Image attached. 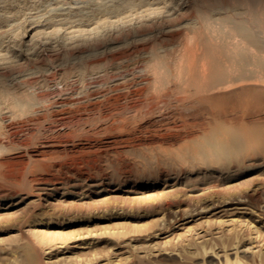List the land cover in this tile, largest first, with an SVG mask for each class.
<instances>
[{
    "label": "rangeland",
    "instance_id": "374dc122",
    "mask_svg": "<svg viewBox=\"0 0 264 264\" xmlns=\"http://www.w3.org/2000/svg\"><path fill=\"white\" fill-rule=\"evenodd\" d=\"M232 1L0 0V264H264V0Z\"/></svg>",
    "mask_w": 264,
    "mask_h": 264
},
{
    "label": "bare ground",
    "instance_id": "6f19581e",
    "mask_svg": "<svg viewBox=\"0 0 264 264\" xmlns=\"http://www.w3.org/2000/svg\"><path fill=\"white\" fill-rule=\"evenodd\" d=\"M235 1L237 2V0H235ZM235 1L233 0L232 3H234ZM216 2H217V1H216ZM226 2H227V1H226ZM259 2H260V1H259ZM217 3H218V2H217ZM229 3H230V2H229ZM213 4H214V3H213ZM234 4H236V3H234ZM237 4H238V3H237ZM215 5H216V4H215ZM226 5H227V4H226ZM226 5L224 4V8H225ZM228 5H229L230 8H232L230 4H228ZM228 5H227V6H228ZM242 5H244V4H242ZM204 7H205V6H204ZM210 7H211V5H210ZM222 7H223V6H222ZM229 7H227L226 9L229 10V9H230ZM233 7H235V6H233ZM238 7H239V6H238ZM211 8H212V7H211ZM211 8H210V9H211ZM213 8H214V7H213ZM213 8H212V9H213ZM215 8H216V7H215ZM217 8H218V7H217ZM217 8L214 9V12H218ZM236 8H237V7H236ZM200 9H201V8H200ZM200 9H199V7H198L197 12L200 11V12L202 13V18H203V20H206V21H209V22H210V19H211V18H209V15H208V14H209V13L211 14V12H212L213 10H212L211 12H210V11H207V13H203ZM219 9H220V8H219ZM206 10H207V9H206ZM215 10H217V11H215ZM222 10H223V9H222ZM222 10L220 9V12H222ZM224 10H225V9H224ZM228 10H227V11H228ZM233 10H236V9L233 8ZM233 10H232V11H233ZM237 10H239V9H237ZM242 10H243V9H242ZM227 11H226V12H227ZM200 12H198L199 14L197 13V15H201ZM212 13H213V12H212ZM223 14H224V12H223ZM216 15H217V14H216ZM211 16H213V15H211ZM199 17H200V16H199ZM199 17H198V18H199ZM228 17H229V16H228ZM236 19H237V18H236ZM194 20H195V19H194ZM200 20H201V21H200ZM203 20H202L201 17H200V18L197 19L195 22H196V24L198 25L197 22L199 21L200 23H202ZM238 20H239V19H238ZM248 20H249V19H248ZM261 20H262V19H261ZM206 21H204L205 23L203 22V24H206ZM209 22H208V23H209ZM190 23H191V22H190ZM190 23H188V24H190ZM208 23L205 25V28L207 27L206 29H208V26H210V23H209V24H208ZM262 23H263V22H262ZM262 23H261V24H262ZM193 24L195 25L194 22L192 23V25H193ZM241 24H242V23H241ZM190 25H191V24H190ZM197 25H195V26H197ZM201 25H202V24H201ZM203 27H204V26H203ZM203 27H202V28H203ZM235 27H236V26H235ZM240 27L243 28L244 26H240ZM202 28H201V29H202ZM205 28H204V29H205ZM260 28H261V25H260ZM206 29H205V31H207ZM209 29H210V28H209ZM194 31H195V30H194ZM197 31H198V29H197ZM200 31H201V30H200ZM194 33H195V32H194ZM194 33H193V34H194ZM198 33H200V32H197L196 34H198ZM201 33L203 34V32H201ZM186 34H187V32H186ZM205 34H206V33H205ZM178 35H179V34H178ZM178 35H177V36H178ZM229 35H230V34H229ZM188 36H189V35H188ZM198 36L200 37L199 39H202V38H201L202 35H201V36L198 35ZM198 36H197V37H198ZM230 36H231V35H230ZM233 36H234V35H233ZM257 36H258V35H257ZM257 36H256V37H257ZM247 37H249V38H247ZM247 37H246L245 39H247L248 41L251 42V41H252V40H250L251 35H249V36H247ZM183 38H184V37H183ZM183 38H182V39H183ZM188 38H190V36H189ZM192 38H193V37H192ZM192 38H190L191 43L193 42V41L191 40ZM195 38H196V37H194V39H195ZM236 38H237V37L235 36L234 39L236 40ZM182 39H180V40H182ZM203 39H204V38H203ZM238 39H239V38H238ZM185 40H186V38H184V40H182V41L184 42ZM232 40H233V39H232ZM235 40H233V41H235ZM256 40H258V39L256 38ZM177 41H179V40H177ZM194 41H197V40H194ZM259 41H260V40H259ZM262 41H263V40H262ZM262 41H261V43H262ZM179 42H180V45H181L182 47H185V49H184V48H183V49H182V48H179V49H181V51H180V53L176 52V53H175L176 56H177V55H178V56H179V55L181 56L182 54H183V56H185L184 53H186V54H187V57H190L189 54L191 55V53L193 54V53L195 52V51H193V50L195 49V48H193V46H192V47H191V46L188 47V45H186V44L189 43V40H188V41H187V40L185 41V42H187V43H185L186 46H185L184 44H183V45H184V46H183V45L181 44V41H179ZM183 42H182V43H183ZM200 42H201V41H199V43H198V41H197V42H194V43H197V45H198V44H200ZM235 42H236V41H235ZM174 43H175V42H174ZM191 43H189V45H192ZM203 43H204V42H203ZM154 44H155V43H154ZM263 44H264V42H263ZM180 45H179V43H178V47H181ZM170 46H171V45H170ZM152 47H153V46H152ZM156 47H157V48H156ZM162 47H163V46H162ZM167 47H168V46H167ZM195 47H196V46H195ZM197 47H198V48H197L198 50H197V49H196V50H197V52H199L201 48H199V46H197ZM207 47H209V45H207ZM228 47H229V46H228ZM155 48L159 50L158 46H156V45H155ZM155 48L153 47V49H154L153 51H151L152 49H150V53H151V52H152V53L150 54L151 56H149V57H152V58H150V59H152V64H151L149 67H153V69H152V70L150 69V70H151V71H155L154 73H155V76H156V73H160V74L163 73L165 62H166L165 65L169 68V65H168L167 62H169L170 60H168V58L166 57V58H167L166 60H168V61H165V60H164V56H165L167 53H166V54H165V53H162V54H165V55H163V56L161 55V56L163 57V58H162V57L160 56V54H159L157 51H155ZM176 48H177V47H176ZM192 48H193V49H192ZM146 49H147V48H146ZM160 49H161V48H160ZM169 49H170V48H169ZM171 49H172V48H171ZM179 49L177 48L178 51H179ZM161 50H162V49H161ZM182 50L184 51V53H182ZM166 51H167V50H166ZM169 51H170V50H169ZM212 51H214V50H212ZM212 51H211V52H212ZM224 51H225V50H224ZM235 51H236V50H235ZM146 52H147V50H146ZM161 52H162V51H161ZM203 52H204V51H203ZM219 52H220V51H219ZM172 53H174V52H172ZM172 53H171V54H172ZM181 53H182V54H181ZM188 53H189V54H188ZM171 54H169V55H171ZM152 55H153V56H152ZM167 55H168V54H167ZM167 55H166V56H167ZM169 55H168V56H169ZM218 55H219V54H218ZM171 56H173V55H171ZM171 56H169L170 59H171ZM194 56H195V55H194ZM194 56L192 55V57H190L189 60H188V59H187V60L190 61V59L194 58ZM203 57H204V56H203ZM205 57H207V56H205ZM147 58H148V57H147ZM172 58L174 59V56H173ZM183 58H184V57H183ZM183 58H181V57L178 58V57H177L178 61H177L176 59H174L175 64H174V62H173V65L175 66V65L177 64V67H178V68L173 67V66L171 65L172 63L170 64V62H169V64L173 67V69H174V68L178 69V71H177L176 69L173 70L172 68H171V69L169 68V69L171 70V72H172V71L174 72V71L176 70V71L179 73L178 75H176V74H175L176 71H175V73L172 75L173 77H174V75H176V76L174 77L175 80H177V78H179L178 80H180V77L182 76V71H184L183 68H185V70H186V68H189V67L187 66L188 64L186 65V67H184L185 65L183 64ZM199 58H200V57H199ZM210 58L213 59V58H214V54H213V56H210ZM150 59H149V60H150ZM173 59H172V60H173ZM194 59H195V58H194ZM194 59H193V60H194ZM203 59H204V60H203ZM203 59H202L203 61L201 60L200 64H202V62H206L205 58H203ZM149 60H148V61H149ZM164 61H165V62H164ZM207 61H208V60H207ZM147 63H148V62H147ZM186 63H187V61H186ZM190 63H191V61H190ZM190 63H189V64H190ZM194 64H195V63H194ZM192 68H193V67H192ZM189 69H190V68H189ZM168 71H169V70H168ZM187 71H188V70H187ZM191 71H192V70H191ZM169 72H170V71H169ZM188 72H190V71H188ZM188 72H187L186 74H188ZM149 73H150V71H149ZM154 73H153V74H154ZM167 73H168V72H167ZM184 73H185V72H183V74H184ZM153 74H152V75H153ZM164 74H165V73H164ZM186 74H185V75H186ZM172 76H171V77H172ZM179 76H180V77H179ZM186 76H187V75H186ZM153 77H154V75H153ZM157 77H158V76H157ZM157 77H155V78H157ZM173 77H172V78H173ZM214 77H215V69H214V66H213V65H209V66H208V65L205 64V63L202 64V67H201V70H199L198 76H197L196 78H195V77H192V78L190 79V82H191L192 86L195 88L194 95H195V94H197L198 96H199V95H200V96L202 95V97H200V98H203V100L206 98V100H208V101L210 102L211 99H212V97L209 96V94H210L211 92H213V90H214L215 88H217L218 85H220V84H225V83H226L225 81H221L222 79L218 80L217 77H216V78H214ZM148 78H149V77H148ZM148 78H147V79H148ZM155 78H154V79L152 78V79H153L152 81H154ZM172 78H171L170 80H172ZM185 78H186V77H184V79H185ZM150 79H151V78H150ZM150 79H148V80H150ZM157 79H158V78H157ZM144 80H145V78H144ZM148 80H147V82H148ZM161 80H162V79H161ZM178 80H177V81H178ZM172 81H173L174 85H176V84L178 85V82L176 83L174 80H172ZM188 81H189V80L186 81L187 84H188ZM143 82H144V81H143ZM149 82H150V81H149ZM149 82H148V83H149ZM154 82H155V81H154ZM157 82H158V81H157ZM161 82H162V81H161ZM186 82H185V84H186ZM150 83H151V82H150ZM152 83H153V82H152ZM159 83H160V81H159ZM175 83H176V84H175ZM143 84H144V83H143ZM0 85H1V84H0ZM156 85H157V84H156ZM156 85H154V87H155ZM159 85H160V84H159ZM165 85H166V83H165ZM249 85H250V84H249ZM3 86L5 87V85H3ZM162 86H164V84H163ZM183 86H184V84H183ZM246 86H247V85H246ZM252 86H253V85H252ZM255 86H256V85H255ZM148 87H149V86H148ZM152 87H153V86H151V87H149V88H152ZM154 87H153V89H154ZM160 87H161V86H160ZM1 88H3V87L1 86ZM1 88H0V90H1ZM158 88H159V87H158ZM172 88H173V87H172ZM182 88H183V87H182ZM182 88H181V89H182ZM155 89H156V88H155ZM183 89H184V88H183ZM188 89H189V88H188ZM5 90H7V89H5ZM5 90H4V88L1 90V95H2L1 97H3L4 94L7 95L8 92L11 93L10 91H5ZM145 90H146V89H145ZM147 90H149V89L147 88ZM170 90H171V89H170ZM170 90H169V91H170ZM175 90H177V89L174 88V92H175ZM160 91H161V90H160ZM160 91H159V90L156 91V92H158V95H159V92H160ZM165 91H166V90H165ZM169 91H168V93H171V94H172V92H169ZM171 91H172V90H171ZM141 92L143 93V91H140L139 93L141 94ZM145 92H147V91H145ZM148 92H149V91H148ZM148 92H147V93H148ZM150 92H151V90H150ZM152 92L154 93L155 90H153ZM152 92H151V93H152ZM156 92H155V95L157 94ZM174 92H173V95H171V96H170V94H169V96H170L171 99H172V96H173V97L175 96V95H174ZM182 92H183V91H182ZM184 92H185V91H184ZM162 93H163V92H162ZM177 93H178V90H177L176 94H177ZM12 94H13V93H12ZM12 94H11V95H12ZM17 94H18V93H17ZM179 94H180V93H179ZM18 95H19V94H18ZM21 95H22V94H21ZM160 95H161V93H160ZM164 95H165V94H164ZM166 95H167V94H166ZM181 95H183V94H181ZM181 95H180V96H181ZM189 95H191V94H189ZM9 96H10V94H9ZM178 96H179V95H178ZM184 96H187V95H185V93H184ZM203 96H204V97H203ZM1 97H0V98H1ZM6 97H7V96H6ZM6 97H5V100H6ZM12 97H13V96H12ZM153 97H154V96H153ZM163 97H164V96H163ZM165 97H166V96H165ZM13 98H14V97H13ZM149 98H150V97H149ZM154 98H155V97H154ZM157 98H158V96H157ZM159 98H161V97H159ZM166 98H167V97H166ZM170 98H169V99H170ZM174 98H176V96H175ZM180 98H181V97H180ZM185 98H186V97L183 98V101H184ZM200 98L196 99L197 101L199 100V102L196 101V102H197L196 104H198V105H201L200 103L202 102V101H200ZM15 99H16V98H15ZM15 99H14V100H15ZM11 100H12V99H11ZM23 100H24V98H23ZM154 100H155V99H154ZM159 100H160V99H159ZM159 100H157V101H159ZM161 100H162V99H161ZM172 100H174V99H172ZM175 100H176V99H175ZM175 100H174V101H175ZM6 101H7V100H6ZM176 101H177V103H178V102L180 101V99H179V101H178V100H176ZM191 101H192V100H191ZM194 101H195V100H193V103H194ZM12 102H13V101H12ZM16 102H17V100H16ZM186 102H187V98H186ZM203 102H204V101H203ZM203 102H202V103H203ZM172 103H173V102H172ZM167 104H168V103H167ZM188 104H189V103L187 102L186 105H188ZM204 104H206V102H205ZM204 104H202V106H203ZM207 104H208V103H207ZM207 104H206V105H207ZM10 105H11V104H10ZM189 105H190V104H189ZM194 105H195V103H194ZM206 105H204V107H205ZM212 105H213V104H212ZM209 106H210V105H209ZM12 107H13V106H12ZM22 107H23V106H22ZM14 108H15V104H14ZM207 108H208V106H207ZM213 110H214V108H213ZM218 110H219V109H218ZM207 111H208V110H207ZM216 111H217V110H216ZM220 112H221V111H220ZM208 113H209V112H208ZM210 113H211V112H210ZM213 113H215V111H214ZM216 113H218V112H216ZM222 115H223V114H222ZM222 115H221V118H222ZM214 116H215V115H214ZM214 116H212V117H214ZM212 117H211V118H212ZM216 117H217V115H216ZM217 118H218V117H217ZM219 118H220V117H219ZM223 137H224V136H223ZM221 140H222V139H221ZM210 142H211V141H210ZM232 144H233V145H236V143H235L234 141H232ZM226 146H227V145H226ZM204 148H205V147H204ZM216 148H217V147H216ZM194 149H195V148H194ZM194 149H193V151H194ZM206 149H207V148H206ZM208 149H209V148H208ZM197 150H198V148H197ZM197 150H196V151H197ZM196 151H194V152H196ZM188 152H189V150H188ZM191 152H192V150H191ZM207 152L209 153V154H207V155L210 156L209 159H210L211 157H212V158L217 157V156L219 155L220 152L223 153V151H220V152H219V151L216 150V149H215V150H213V149H209ZM203 154H205V151H203V152H202V151H199V152L195 153V155H192V156H195V157H196V155H198V157H199V158L201 157V159H202ZM222 156H223V154H222ZM203 159H204V158H203ZM40 239H41V238L39 237V240H40ZM43 239H45V238H43ZM43 239H42V240H43ZM45 240H46V239H45ZM40 241H41V240H40ZM46 241H47V240H46ZM42 242H44V241H42Z\"/></svg>",
    "mask_w": 264,
    "mask_h": 264
}]
</instances>
